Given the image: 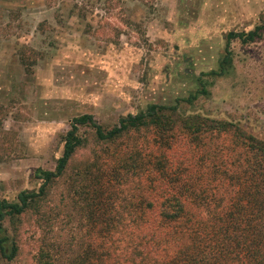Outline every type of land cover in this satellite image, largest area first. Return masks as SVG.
<instances>
[{"label":"trees","instance_id":"trees-1","mask_svg":"<svg viewBox=\"0 0 264 264\" xmlns=\"http://www.w3.org/2000/svg\"><path fill=\"white\" fill-rule=\"evenodd\" d=\"M263 38L264 11L223 34L217 67L173 103L113 125L72 117L54 167L34 171L38 186L0 198V264H264V137L196 109L233 73L232 42Z\"/></svg>","mask_w":264,"mask_h":264},{"label":"rangeland","instance_id":"rangeland-1","mask_svg":"<svg viewBox=\"0 0 264 264\" xmlns=\"http://www.w3.org/2000/svg\"><path fill=\"white\" fill-rule=\"evenodd\" d=\"M263 11L264 0H0V198L38 186L34 171L54 167L72 117L113 125L194 90L192 76L217 67L223 34ZM231 49L233 73L196 109L264 137V38Z\"/></svg>","mask_w":264,"mask_h":264}]
</instances>
